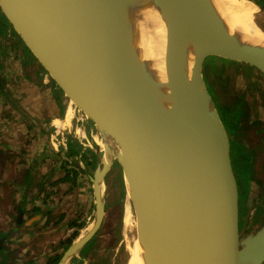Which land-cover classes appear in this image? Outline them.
<instances>
[{"label": "water", "instance_id": "obj_1", "mask_svg": "<svg viewBox=\"0 0 264 264\" xmlns=\"http://www.w3.org/2000/svg\"><path fill=\"white\" fill-rule=\"evenodd\" d=\"M246 1L264 17V3ZM133 2L145 6L154 52L121 45L115 0H0L40 66L114 146L96 144L95 218L58 264H68L102 226L114 162L139 196L158 264H264V223L240 228L230 137L203 74L209 58L264 73V41L231 39L195 0ZM181 41L194 51L190 68L177 64Z\"/></svg>", "mask_w": 264, "mask_h": 264}, {"label": "crops", "instance_id": "obj_2", "mask_svg": "<svg viewBox=\"0 0 264 264\" xmlns=\"http://www.w3.org/2000/svg\"><path fill=\"white\" fill-rule=\"evenodd\" d=\"M1 22L0 16V264H37L40 256L45 261L61 255L64 242L82 235L95 215V154L88 138L106 148L99 135L89 134L78 108L72 125L66 124L69 99ZM245 119L233 169L240 228L254 230L264 223V212L255 217L264 211V200L257 198L264 193V135L257 142V119ZM69 139L82 148L80 154L68 155ZM81 253L68 264H76Z\"/></svg>", "mask_w": 264, "mask_h": 264}, {"label": "rangeland", "instance_id": "obj_3", "mask_svg": "<svg viewBox=\"0 0 264 264\" xmlns=\"http://www.w3.org/2000/svg\"><path fill=\"white\" fill-rule=\"evenodd\" d=\"M255 1L261 2L262 4L264 3L263 0ZM203 74L207 89L215 100L219 113L226 124V129L230 131V134L237 138L235 135L238 134L240 128L244 127L245 118L249 116L251 119H257L258 142L260 137L264 135V73L243 63L219 58H209L203 66ZM54 85L56 87L55 83ZM75 106L76 111H78L76 104ZM251 107L254 108V110H251ZM256 108L257 114L255 115L254 112ZM83 116H81L83 124L87 128L89 134L91 135L92 133L93 138H95L99 135L98 131L94 124L90 120L85 121L86 118ZM234 137H232V139ZM96 139L98 143L101 144L102 149L107 147L108 142L106 138V140L101 137H97ZM88 140V145L95 151V139L89 137ZM104 194L105 215L102 226L96 235L81 250L82 256L80 259H76V264H128L129 262L123 220L128 203L132 207V210H134L136 202L134 196H128L124 172L118 162H114V165L106 176ZM257 198L259 200H264V193L261 196L257 195ZM259 206H261V204ZM263 206H261V208ZM135 210L134 215H136ZM262 212L264 211H255V217L257 218V216H260ZM94 218L95 215L88 221L89 225H87V227L92 224ZM255 222L256 220L253 219L252 223ZM83 233L86 234V230L83 231ZM80 238H82V236ZM72 242V238L64 242V246L61 248L64 250L62 254L56 257L49 256L51 258L48 257L45 261L40 259L41 253L38 252V256L40 257L36 258V263L58 264ZM49 253L50 251L47 252V255ZM27 257H30V255H27ZM15 262L16 261L12 263L15 264Z\"/></svg>", "mask_w": 264, "mask_h": 264}, {"label": "bare ground", "instance_id": "obj_4", "mask_svg": "<svg viewBox=\"0 0 264 264\" xmlns=\"http://www.w3.org/2000/svg\"><path fill=\"white\" fill-rule=\"evenodd\" d=\"M195 1L207 15L213 26L223 30L231 39L244 37L251 40L264 41V17L259 15L257 8L248 1ZM115 2L117 7V30L121 45H133L140 55H144L146 52H154L145 6L142 3H135L133 0H115ZM174 52L179 66L191 67L195 55L189 44L181 41L176 45ZM67 106L68 109L64 119L70 127L77 111L74 101L69 100ZM106 136L112 143L110 135L106 134ZM124 180L128 196H134L136 202V208L134 207L136 215H134V210L128 203L123 220L126 234V250L129 256L128 264H158L148 252L149 238L142 227L139 196L126 174H124Z\"/></svg>", "mask_w": 264, "mask_h": 264}, {"label": "trees", "instance_id": "obj_5", "mask_svg": "<svg viewBox=\"0 0 264 264\" xmlns=\"http://www.w3.org/2000/svg\"><path fill=\"white\" fill-rule=\"evenodd\" d=\"M0 14H1V12H0ZM0 16H1V20H2L1 25L4 29H6L9 26V23H8L7 19L2 14ZM225 127H226V124H225ZM233 129H234V127H233ZM227 131L230 134V131L228 129H227ZM68 146H69L68 155L71 157L80 154V152L82 151V148L79 146V144L72 142L71 139H69V145ZM93 163H94L93 166H95V160Z\"/></svg>", "mask_w": 264, "mask_h": 264}, {"label": "flooded vegetation", "instance_id": "obj_6", "mask_svg": "<svg viewBox=\"0 0 264 264\" xmlns=\"http://www.w3.org/2000/svg\"><path fill=\"white\" fill-rule=\"evenodd\" d=\"M217 108H218V106H217ZM221 118H222V116H221ZM222 121H223V119H222ZM223 123H224V121H223ZM224 125H225V123H224ZM244 135L245 134L243 132V128H240L238 134L235 135V136H237V138H235L234 135L229 134V137H231V143H232L231 144L232 145L231 158H232V164H233V166L235 165L234 162L236 161V157H237L236 156L235 147H236L237 143L242 140V138L244 137ZM232 137H234V138L232 139Z\"/></svg>", "mask_w": 264, "mask_h": 264}]
</instances>
